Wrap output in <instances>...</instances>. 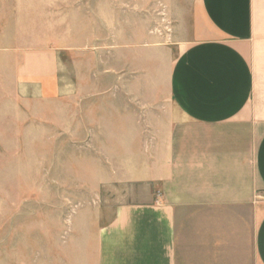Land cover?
Here are the masks:
<instances>
[{
    "label": "crops",
    "instance_id": "obj_1",
    "mask_svg": "<svg viewBox=\"0 0 264 264\" xmlns=\"http://www.w3.org/2000/svg\"><path fill=\"white\" fill-rule=\"evenodd\" d=\"M33 2L0 9V107L60 95L61 53L131 38L101 36L96 0L75 1L59 36ZM192 14L162 83L142 55L143 81L107 89L93 171L118 196L110 219L74 222L33 264H264V0H197Z\"/></svg>",
    "mask_w": 264,
    "mask_h": 264
},
{
    "label": "rangeland",
    "instance_id": "obj_2",
    "mask_svg": "<svg viewBox=\"0 0 264 264\" xmlns=\"http://www.w3.org/2000/svg\"><path fill=\"white\" fill-rule=\"evenodd\" d=\"M75 1L33 3L50 4L53 32L59 36L61 18H74ZM96 1L101 36L131 38L101 40L96 54L93 47L86 53H61L60 95L40 101L25 98L18 109L0 107V264H33L44 245L55 241L52 237L75 229L74 222L96 229L110 219L118 196L93 171L101 155L100 107H112V91L107 89L143 81L138 64L142 55L151 60L146 81L150 77L152 83H162L176 56L174 43L187 32L197 2ZM15 4L0 0V9L5 14ZM101 88L106 92L96 91ZM120 94L118 100L132 99L124 91Z\"/></svg>",
    "mask_w": 264,
    "mask_h": 264
}]
</instances>
